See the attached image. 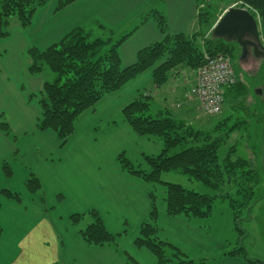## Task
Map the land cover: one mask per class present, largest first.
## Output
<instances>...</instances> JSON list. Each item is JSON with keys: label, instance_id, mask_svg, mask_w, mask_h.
I'll list each match as a JSON object with an SVG mask.
<instances>
[{"label": "crops", "instance_id": "crops-1", "mask_svg": "<svg viewBox=\"0 0 264 264\" xmlns=\"http://www.w3.org/2000/svg\"><path fill=\"white\" fill-rule=\"evenodd\" d=\"M56 3L57 0H49L37 7L26 28H21L16 20L9 35L0 39V121H6L10 127L8 135L0 130V161L13 156L9 163V174L0 168V264H139L135 258H144L150 264H157L150 251L138 248L133 243L140 225L148 219L151 190L149 183L120 167L117 157L126 149L121 148L114 153L109 167L102 165L92 169V175L89 169L79 168L83 180H70L68 168H63L61 164H71L73 161V164L78 165L85 162L81 156L74 155L72 158L70 155V151L84 150L83 147L74 148L73 144L80 121L90 130L87 139L91 141V146H95L98 136L108 132L107 127L95 131L94 117L97 111L100 110V114L106 117L116 109L121 115L122 107L129 102V97L133 100L141 90L152 95V99L173 97L176 99L172 102L173 107L176 108L175 104L178 103L184 109L181 117L192 118L193 111L199 110L194 101H187L185 96L191 84H194V71L190 69L187 76L188 70L185 68L173 71L158 89L153 87L151 70L139 73L85 110L76 120L72 134L61 144L52 131L36 128L40 115L38 91L50 75L45 69L35 74L27 71L30 63L28 49H45L79 27L93 38H110L112 41L122 39L117 50L122 66H127L134 62L139 49L161 39L162 34L152 16L154 12L166 18L170 33H190L195 30L198 27L196 0H74L59 10L56 9ZM255 17L259 23V18ZM259 30L264 47L260 24ZM19 56L22 59L19 60ZM259 58L262 65L264 59ZM258 64V61L253 63L254 66ZM240 66L246 74L252 69L249 61H241ZM134 82H138L137 86L131 87ZM254 91L258 93L261 104L264 103L263 91ZM257 108L259 104H255ZM14 115L16 117L11 118ZM104 117L100 116L98 120ZM107 125L112 128L111 131L117 130L113 136L119 144L123 141L132 142L140 157L145 154L148 144L154 143L152 137L133 132L122 117L120 120H108ZM44 145L50 148L46 147L38 155ZM87 151L96 156L99 148H87ZM26 153H32L35 167L22 165L20 157ZM31 173L40 182L41 190L38 192H29L25 187ZM82 182H87V186ZM71 188L78 189L81 196L70 192ZM3 189L17 193L19 198L6 196L1 192ZM97 189L98 201L89 202L91 196L96 197ZM66 191L71 195V200H68ZM69 204L76 205V208L69 210ZM58 208H68L70 212L66 215L55 213ZM89 208L98 213L106 230L115 235L113 245H92L82 239L80 231L90 221L73 224L71 215L84 213ZM196 222V218L171 216L165 212L164 206L157 208L156 225L163 240L181 253L187 251L183 255H188L190 259H219V256H212L213 251L218 250L214 247L217 242L211 244ZM198 251H209L210 254L203 257L190 255ZM126 255L134 263H130ZM230 259L243 263L241 259L230 255L223 257L220 262L229 264Z\"/></svg>", "mask_w": 264, "mask_h": 264}, {"label": "trees", "instance_id": "trees-1", "mask_svg": "<svg viewBox=\"0 0 264 264\" xmlns=\"http://www.w3.org/2000/svg\"><path fill=\"white\" fill-rule=\"evenodd\" d=\"M47 1L49 0H0V39L9 35L11 18H15L21 28H26L30 25L37 7ZM73 1L57 0L56 9L59 10ZM236 1L246 6L254 16L259 18L261 32L264 35V0ZM200 3V0H196L197 21L205 24L206 17L199 10ZM211 6L210 4V8ZM152 16L162 37L139 49L134 62L127 66H122L117 50L122 39L112 41L110 38H92L89 33L79 27L72 29L45 49L29 48L30 63L27 71L35 74L44 69L47 71L48 68L54 74L51 80L45 79L38 91L40 115L36 128L40 131H52L61 144H64L74 131L76 119L85 110L93 107L106 94L118 90L139 73L151 70L153 87L158 89L170 78L173 71L180 68L191 70L197 68L205 52L210 55L224 54L232 57V44L229 45L228 40L212 35L202 37L204 50L201 51V45L196 40L199 33L198 35L196 33L190 35L186 32L170 33L166 18L161 13L154 12ZM232 42L236 45L235 41ZM229 46L230 52L227 48ZM235 75V83L224 90L225 99L229 95L233 96L236 91L244 93L242 87L241 91L237 88L241 83L238 82L236 72ZM151 100L152 95L147 91L140 92L136 98L122 107L121 117L136 134L158 138L162 143V149L156 155L143 156L149 171L135 168L122 153L117 157L120 167L146 183L162 182L160 180L162 172L176 171L202 182L214 191L223 185H230V189L242 198L237 205L235 203L237 200L228 193L234 219L239 218L238 209L240 208L247 209L249 215L251 208L264 198L262 185L264 163L262 165L259 159L262 154V145H264V135H261L264 103H262L263 107L257 110L253 105L252 116H254L255 124L249 132V139L255 141L260 138L259 143L254 144L253 141L254 145L250 144L253 156L257 160V165L254 166L248 159L235 154V146H230L223 156L218 154L222 143L241 126L242 121L233 123L223 137L219 132L220 124L206 131L198 129L185 118L174 115L171 109L158 110L157 114L151 115L149 113ZM260 109L262 111L259 112ZM0 130L7 135L10 134L9 124L1 120ZM178 147V151L170 153ZM12 157L0 161V168L6 174L10 172L9 163ZM162 183L165 186L164 207L167 214L181 215L188 219L203 218L211 214L216 194L200 193L177 183ZM25 187L32 193L41 189L39 180L32 173L26 180ZM1 192L6 196L19 198L17 193L5 189ZM149 198L150 213L148 219L140 225L138 234L133 238L134 245L150 251L157 264H211L207 259L193 260L185 257L183 253L161 238L156 225L157 208L152 191L149 193ZM89 213L94 216V221L89 222L80 231L82 239L92 245H113L115 235L106 230L98 213L94 210ZM81 217V214L71 215L72 223L79 222ZM169 249L175 253L168 254ZM238 249L243 248L239 247L227 254H240ZM243 255L246 257V253L243 252ZM128 259L130 263H134L130 257ZM249 260L252 259L249 258Z\"/></svg>", "mask_w": 264, "mask_h": 264}, {"label": "rangeland", "instance_id": "rangeland-1", "mask_svg": "<svg viewBox=\"0 0 264 264\" xmlns=\"http://www.w3.org/2000/svg\"><path fill=\"white\" fill-rule=\"evenodd\" d=\"M200 2L201 3H200L199 10L201 11V13L203 12V14L205 15L206 21H204L205 24H201L200 21H198V27L195 30L191 31L190 35H192L193 33H196L197 35L198 33L200 34L196 37V40L200 43L201 51H202V49L204 50L203 38L210 37L212 35L211 34L212 27L217 22L218 18L222 15V13L224 12L226 8L231 7V6L241 7V8L242 7L247 8V7L243 6L240 2L236 0H200ZM208 2L212 5L211 8H210V4H206ZM15 24H16V19L11 18L10 19V31L13 27H15ZM227 43H229V45L230 43L232 44L231 52L233 54L231 57V62H232L234 71L237 73L238 82L241 83L237 88L240 91L243 89L244 93L242 91L241 92L236 91L233 96L229 95L226 97V99L224 98L222 111L219 114L207 115V114L202 113L198 108L199 111H193V114L191 115L192 118L190 116L182 117V118H185L187 121L191 122L194 127L198 129H203L205 131L213 128V126L216 124H220L219 132L221 133L220 136H223V137L225 136L226 131L230 129V126L236 122L235 121L236 119L239 121H242L241 126L238 127L235 130V132L230 134L227 140L222 143V146L218 154L219 156H223L225 152L228 150V148H230V146H235L236 148L235 154L248 159L249 161H251V164L255 166L257 165V160L253 156V150L250 145L253 143L254 139L252 140L249 139V132L254 127V124H255L253 121L254 116H252V112H254L253 105L255 106V104H259L260 108L262 106L261 102L259 101V96L257 95L258 93H256L254 90L259 89L260 91H263V94H264V69H263L264 63L261 65L260 58H256L254 61H249L252 64V69L250 70V73L251 74L253 73L254 76L251 75L250 73L249 74L243 73L242 69L240 68L241 67L240 61H239L240 49L238 45L233 44L232 41L231 42L227 41ZM262 46H263V43H262ZM227 48H229V52H230V46ZM12 54H13V50L10 51V55ZM203 58L204 56H202V60L200 64L197 66V68L193 70L194 75H195V80H196L197 70L204 60ZM18 59L20 60L22 59V57L19 56ZM257 61L259 64L257 66H254L253 63ZM185 69L188 70L186 72V76H187L190 72V69L189 68H185ZM47 71L50 75L47 78H49L48 80H51L54 74H52V72H50L48 68H47ZM195 80H194V83H195ZM137 84L138 82H134L131 84L132 85L131 87L137 86ZM191 85L193 86V83ZM192 86L189 87L188 95L185 96L186 97L185 99L187 101H194L195 103L194 105H197L198 107V101L190 94V88ZM142 91L143 90H141L140 92ZM130 98L132 97H129V102L131 101ZM175 101L176 99H174L173 97H167L166 99H163V100H159V98L154 97L149 102L150 103L149 113L151 115H155L157 114L158 110H164L165 108H170L171 111L174 113V115L181 117L180 114L182 110L184 109H181L177 105L178 103L175 104L177 109L174 108L173 103ZM262 109H260L259 112L262 111ZM4 115L5 114H3V116ZM100 116L104 117V115L100 114V110H98L94 117L96 118L95 131L99 132L100 130L107 127L108 132L107 134L103 133L102 134L103 136L102 135L98 136L97 143L95 146H91V141L87 139L88 138L87 135H89L87 133H90V130L85 128L82 121H80V126L77 132L78 134H76V138L75 140H73V144H74V148L83 147L84 150L76 149V151H74L72 149L73 151H70V155L72 156V158H74V155L77 157L81 156L82 160H85V162L81 164L78 163V165L73 164V161L71 162V164L69 163L61 164L63 168H68V171H69L68 175H69L70 180H78L79 178L83 180L82 179L83 173H81L79 168H84L86 170L89 169L90 175H92V169H97L95 167L99 166L100 168L102 165L104 166L107 165V167H109L112 162L114 153L118 152L121 148L126 149V151H122V154L128 161L132 163V165L135 168L148 170L149 166L145 162L143 155L158 154L162 149L161 141L158 138H153L154 143L148 144L149 147L146 149V151H144L145 154H142V157H140L137 151L135 150V146L132 142L130 143V142L123 141V143L119 144V142H117V138L113 136V134L117 130L114 129L113 131H111L112 128L109 125H107L108 120L113 121V120L121 119V115L119 111L114 109L110 113L109 116L107 115L106 117L101 118V120H98ZM15 117H16L15 115L11 116V118H15ZM79 132L81 134H79ZM117 133H119V131ZM261 135H262V132H261ZM257 139L254 141V144L259 143L260 138L258 140ZM46 147L50 148L49 146L44 145V147L41 148L43 149V151L41 152V149H39L38 155L42 154L45 151ZM92 147L99 148V153L96 156L87 151V148L91 149ZM142 149H145V147ZM178 150H179V147L174 148L173 150L170 151V153L178 151ZM261 152L262 154L259 159H260L261 164L263 165L264 145H262ZM87 158H88V161H86ZM20 160L22 162V165L26 166L27 168H31V166L35 167L33 163L32 153L31 154L26 153L24 157H20ZM84 174L85 176H88L87 173H84ZM29 176L27 177V179L29 178ZM160 180L162 182L177 183L187 189H193L200 193L216 194V198L214 200V205L212 207L211 214L207 217L196 218L197 219L196 223L199 226H201L200 228L202 232L206 236H208L210 243L212 244V242H217L216 246L214 247H217L216 249L218 250L216 251L214 250L212 256L214 257L219 256L218 257L219 259L215 260L214 258H208L207 260L211 264H221L220 260L223 257L228 256L227 252L237 249L239 247L243 248V249H238V252L240 254H236L234 256L230 255V257H234L237 259L239 258L243 261L244 264H264V198L260 199L256 203V205H254L251 208L249 215H248L247 209L245 208L238 209L239 218L235 220L233 213H232L233 209L231 208V205H230V196L237 200L235 202L237 205H239V201L242 198L241 196L239 197V195L237 196L233 189H230V185H223V187L219 188L217 191H214L206 187L202 182L196 179H191L188 176L178 173L176 171L162 172L160 174ZM162 182H150L149 183L150 190L153 192L155 196L156 208L164 206L165 186ZM82 183H84V186H87L88 184L87 182H82ZM262 185L264 188V182L262 183ZM70 192H73L76 195L81 196V192L78 189L71 188ZM228 193H230V196H228ZM66 194L68 196V200H71V195L67 191H66ZM97 195H98V189L96 191V197L91 196L89 199V202H97L99 199V195L98 196ZM46 201L48 202L49 199H47ZM75 206L76 205L74 204H69L68 208H70L69 210H71L72 208H76ZM68 208L67 209L58 208V210H56L55 213H61L63 215H66L68 214V212H70L68 211ZM87 210L91 211L93 209L89 208ZM87 210H85L84 213L76 212L78 214H83L81 219L79 220V223H82L83 221L86 222V220L88 222L94 221V216L91 213H89ZM48 216H51L52 218H54V216H52L51 214H49ZM29 223L30 221H28V225ZM172 252L174 251H171L170 249L168 250V254H172ZM186 252L187 251H184V250L182 251L183 254H185ZM243 252L246 253V257L243 255ZM193 254H196L198 257H203V256L209 255L210 252L209 251H198L197 253H190V255H193ZM184 256L187 257L188 255L187 256L184 255ZM187 258H190V257L188 256ZM249 258H251L252 260H249ZM135 259H136V262L139 264H150L144 258L143 259L135 258ZM243 263L235 262V261H232V259H230L229 264H243Z\"/></svg>", "mask_w": 264, "mask_h": 264}, {"label": "built area", "instance_id": "built-area-1", "mask_svg": "<svg viewBox=\"0 0 264 264\" xmlns=\"http://www.w3.org/2000/svg\"><path fill=\"white\" fill-rule=\"evenodd\" d=\"M203 59L190 94L198 101L202 113L216 115L222 111L224 90L235 83L236 75L227 55L204 53Z\"/></svg>", "mask_w": 264, "mask_h": 264}, {"label": "water", "instance_id": "water-1", "mask_svg": "<svg viewBox=\"0 0 264 264\" xmlns=\"http://www.w3.org/2000/svg\"><path fill=\"white\" fill-rule=\"evenodd\" d=\"M211 34L214 37L237 42L241 46L242 54L250 46L255 56H261L264 59V48L260 39L259 23L247 8L233 6L226 8L212 27ZM262 118L264 120V112L262 113ZM263 135L264 124L262 129Z\"/></svg>", "mask_w": 264, "mask_h": 264}, {"label": "flooded vegetation", "instance_id": "flooded-vegetation-1", "mask_svg": "<svg viewBox=\"0 0 264 264\" xmlns=\"http://www.w3.org/2000/svg\"><path fill=\"white\" fill-rule=\"evenodd\" d=\"M229 41H231V40H229ZM237 45H238V47H239V49H240V57H239V61L241 62V61H253V59H256V58H259V57H261V56H255L254 54H253V52H252V48L250 47V46H248L247 47V50H246V52L244 53V54H242V49H241V46L237 43V42H235ZM264 48V47H263Z\"/></svg>", "mask_w": 264, "mask_h": 264}]
</instances>
